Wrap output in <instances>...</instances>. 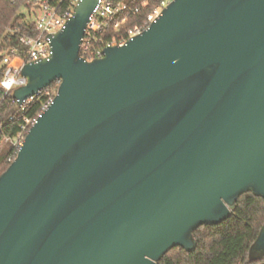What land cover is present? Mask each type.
Segmentation results:
<instances>
[{
	"label": "water",
	"instance_id": "1",
	"mask_svg": "<svg viewBox=\"0 0 264 264\" xmlns=\"http://www.w3.org/2000/svg\"><path fill=\"white\" fill-rule=\"evenodd\" d=\"M97 5L79 2L12 93L60 83L0 176V264H158L264 199V0H172L87 61Z\"/></svg>",
	"mask_w": 264,
	"mask_h": 264
},
{
	"label": "trees",
	"instance_id": "2",
	"mask_svg": "<svg viewBox=\"0 0 264 264\" xmlns=\"http://www.w3.org/2000/svg\"><path fill=\"white\" fill-rule=\"evenodd\" d=\"M165 1L126 0L129 6L125 14L126 28L141 27L148 15ZM34 7L33 0H0V176L17 157L20 147L16 143L27 135L23 130L26 120L36 119L43 113L44 106L50 98H55L60 85L53 83L25 106H19L12 93L5 95L1 88L4 54L13 58L12 49L24 50L19 35H37L32 13L26 14ZM116 36L111 27L92 46L100 48ZM263 228L264 199L245 194L232 208L228 220L217 226H203L194 233L196 247L193 251L174 248L158 264H248L250 251Z\"/></svg>",
	"mask_w": 264,
	"mask_h": 264
},
{
	"label": "built area",
	"instance_id": "3",
	"mask_svg": "<svg viewBox=\"0 0 264 264\" xmlns=\"http://www.w3.org/2000/svg\"><path fill=\"white\" fill-rule=\"evenodd\" d=\"M33 1L35 7L32 16H34L37 35H19V42L24 50L19 51L17 49H12L10 53L15 55L13 58H11L10 55L4 54L5 58L3 64L5 66V72L1 82V88L5 91V95L13 93L14 90L26 85L27 81L22 75L26 65L38 63L51 56V39L53 35L66 27L74 15L75 8L81 0ZM66 2L67 6H65ZM167 5L168 2L165 1L157 6L148 15L145 23L141 27L127 29L126 24L128 18L125 14L129 11V6L126 0H98V5L91 16L81 45V58L87 61L101 59L104 57L106 48L124 46L131 39L148 30L151 24L161 16L163 9ZM111 27L118 36L114 37L111 42L106 43L102 47L94 48L92 46L93 43L98 42V37L107 32ZM58 84L60 83L58 82ZM35 97L26 100L22 106L32 102ZM53 100L54 98H50L48 103L44 106L43 112L48 109ZM38 118L26 120V125L23 127L26 134L29 132L30 128L34 126ZM24 138L18 141L17 144L19 147L22 146Z\"/></svg>",
	"mask_w": 264,
	"mask_h": 264
},
{
	"label": "flooded vegetation",
	"instance_id": "4",
	"mask_svg": "<svg viewBox=\"0 0 264 264\" xmlns=\"http://www.w3.org/2000/svg\"><path fill=\"white\" fill-rule=\"evenodd\" d=\"M248 264H264V250H251L249 254Z\"/></svg>",
	"mask_w": 264,
	"mask_h": 264
},
{
	"label": "rangeland",
	"instance_id": "5",
	"mask_svg": "<svg viewBox=\"0 0 264 264\" xmlns=\"http://www.w3.org/2000/svg\"><path fill=\"white\" fill-rule=\"evenodd\" d=\"M171 1H172V0H167L168 4H169ZM29 2H30V1H29ZM31 13H34V10H33V9L31 10V12H28V11L26 12V14H31ZM33 15H34V14H33ZM33 18H34V16H33ZM16 144H17V143H16Z\"/></svg>",
	"mask_w": 264,
	"mask_h": 264
}]
</instances>
